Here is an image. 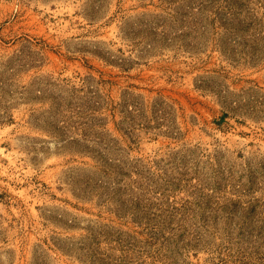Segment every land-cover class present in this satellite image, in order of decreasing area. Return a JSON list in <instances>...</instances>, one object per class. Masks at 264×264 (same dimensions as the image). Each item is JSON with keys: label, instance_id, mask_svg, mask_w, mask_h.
Here are the masks:
<instances>
[{"label": "rangeland", "instance_id": "obj_1", "mask_svg": "<svg viewBox=\"0 0 264 264\" xmlns=\"http://www.w3.org/2000/svg\"><path fill=\"white\" fill-rule=\"evenodd\" d=\"M0 264H264V0H0Z\"/></svg>", "mask_w": 264, "mask_h": 264}]
</instances>
